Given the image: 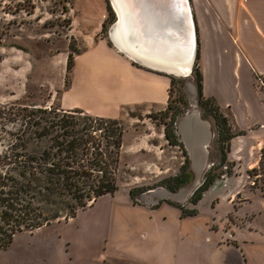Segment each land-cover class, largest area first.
Listing matches in <instances>:
<instances>
[{
	"label": "rangeland",
	"instance_id": "rangeland-1",
	"mask_svg": "<svg viewBox=\"0 0 264 264\" xmlns=\"http://www.w3.org/2000/svg\"><path fill=\"white\" fill-rule=\"evenodd\" d=\"M189 2L198 42L194 4L191 0ZM88 15L99 17L94 19ZM115 21L116 14L109 0H0V154L10 149L17 135L28 130L21 120L25 110L63 109V93L75 80L79 56L93 50L99 43L108 46L109 52H117L110 36ZM254 27L252 24L242 26L239 46L225 35L231 44L229 50L239 51L243 40H252ZM221 28L223 31L227 29L225 26ZM69 56L72 61L68 70ZM193 61L192 73L188 77L165 73L173 84L166 105L105 107L102 117L118 120L124 129L116 170L117 192L99 199L74 219L55 222L41 231L17 235L12 245L0 252V264H51V253L60 250L63 241L70 243L76 259H81L87 256L82 251L85 249L82 234L95 236L96 248L92 258L99 262L104 257L106 264H206L208 249L196 251L193 236L187 235L192 221L185 225L181 239L176 218L171 217L166 226L160 228V220H151L147 224L143 215L131 208L132 205L158 206L160 197L167 196L163 191L176 193L178 200H190L188 189L195 186L197 180L176 192L167 187L169 180L181 175L183 167L192 171L179 129L182 119L189 115L197 114L211 128L207 169L199 174L195 191L212 165L217 167L212 174L222 175L215 184H221L222 179L229 177L227 172L231 171L230 176L235 174V166L230 162L220 167L215 121L203 117L196 86L197 51ZM261 81L257 79L256 85L263 92ZM204 99L207 98L204 96ZM220 113L231 131L236 133L229 112L220 108ZM166 134L174 137L177 146L169 143ZM252 173L249 174L250 186L264 189V157ZM131 191L135 194L134 199L130 196ZM207 201L205 199L203 206ZM144 231L147 237L143 236ZM153 242L160 245L159 249L152 250ZM58 262L62 260L58 259Z\"/></svg>",
	"mask_w": 264,
	"mask_h": 264
},
{
	"label": "crops",
	"instance_id": "crops-1",
	"mask_svg": "<svg viewBox=\"0 0 264 264\" xmlns=\"http://www.w3.org/2000/svg\"><path fill=\"white\" fill-rule=\"evenodd\" d=\"M191 1L197 20L203 94L227 110L234 131L242 132L230 141L227 154V161L235 166V174L222 179L221 184H214L196 205L190 204L189 199L178 200L176 193L163 191L167 196L160 197L158 206L131 208L140 212L147 224L160 220V228L171 217L176 218L181 239L185 225L194 222L190 223L187 235L193 236L196 251L208 249L206 264H264V189L250 186L248 174L260 166L264 150V91L256 85L257 79L264 80V0ZM98 15L88 16L98 19ZM250 24L255 26L253 39L243 40L239 51L229 50L227 37L239 46L241 28ZM221 26L227 29L223 31ZM109 50L99 43L77 58L75 80L63 93V110L84 109L90 115L102 117L106 106L167 104L171 80L165 72L135 62L118 48L117 52ZM182 120L179 129L188 151L192 180L198 181L201 175L197 174V163L203 167L202 171L207 169L209 156L204 151L211 144V128L197 114ZM197 181L188 189L190 199L198 187ZM205 199L208 203L203 206ZM168 202L195 209L198 214L182 218L181 211ZM146 233L143 232L144 237ZM82 240L85 247L82 251L87 256L76 259L75 249L63 241L61 249L51 253V264H106L104 257L99 262L92 258L95 236L82 234ZM151 247L156 250L160 245L153 242Z\"/></svg>",
	"mask_w": 264,
	"mask_h": 264
},
{
	"label": "trees",
	"instance_id": "trees-1",
	"mask_svg": "<svg viewBox=\"0 0 264 264\" xmlns=\"http://www.w3.org/2000/svg\"><path fill=\"white\" fill-rule=\"evenodd\" d=\"M197 47L199 59V44ZM71 61L69 56L68 70ZM194 72L203 117L215 121L220 167L225 166L230 141L242 132L231 131L216 100H202L203 79L199 65ZM172 89L171 83L170 93ZM21 116L28 130L17 135L18 143L15 140L10 149L0 154V252L6 251L17 235L74 219L80 211L118 190L116 170L124 133L118 120L91 116L80 109L59 108L25 110ZM166 136L171 145L177 146L173 136ZM214 167L205 174L190 204H198L222 176L212 174L217 169ZM192 179V171L183 167L181 175L169 180L167 187L176 192ZM130 196L135 198L133 191ZM169 204L181 211L182 218L198 214L195 209Z\"/></svg>",
	"mask_w": 264,
	"mask_h": 264
},
{
	"label": "bare ground",
	"instance_id": "bare-ground-1",
	"mask_svg": "<svg viewBox=\"0 0 264 264\" xmlns=\"http://www.w3.org/2000/svg\"><path fill=\"white\" fill-rule=\"evenodd\" d=\"M169 1L173 2L168 6L170 12L161 13L159 7H167ZM169 1L111 0L119 20L111 28L110 36L115 47L135 62L174 77H183L192 73V60L198 48L197 34L194 36L188 28L181 12L182 0L179 11H172L176 7L173 0ZM185 8L187 13H192L191 6L185 4ZM199 165H196L198 175L203 169Z\"/></svg>",
	"mask_w": 264,
	"mask_h": 264
},
{
	"label": "water",
	"instance_id": "water-1",
	"mask_svg": "<svg viewBox=\"0 0 264 264\" xmlns=\"http://www.w3.org/2000/svg\"><path fill=\"white\" fill-rule=\"evenodd\" d=\"M163 0H160V2H162ZM169 1V0H168ZM174 1V5L173 6H175L176 7V9H172V11H175V10H177V11H179L180 10V5H181V3H180V0H177L178 2H176V0H173ZM109 2H110V4H111V6H112V8H113V10H114V6H113V4H112V2H111V0H109ZM170 1H169V3H168V5H167V7H162L161 5V7H159L160 8V11H161V13L162 12H170V11H168V6H170ZM180 3V4H179ZM182 3L184 4V6H182L181 7V12L185 15V21H186V23H187V25H188V28L189 29H192V31H193V33H194V36H196V34H197V32H196V29H195V19H194V15H193V13H191V11H188L189 13H187V11H186V8H185V4L187 5V7H189L188 5L190 4V2H189V0H182ZM189 3V4H188ZM171 4H173V2L171 3ZM164 8H167V10H165ZM115 12V11H114ZM115 14H116V12H115ZM163 16L164 15H162V19H163ZM118 20H119V18H118V15L116 14V21H115V23L112 25V27L118 22ZM164 20V19H163ZM169 21V20H168ZM111 27V28H112ZM197 38V37H196ZM196 50V49H195ZM193 61V60H192ZM193 64V63H192ZM191 67H192V65H191ZM189 76V72H188V74L186 75V76H184V77H188ZM205 152V156L207 155V150H205L204 151ZM209 166V165H208ZM198 174V173H197Z\"/></svg>",
	"mask_w": 264,
	"mask_h": 264
},
{
	"label": "clouds",
	"instance_id": "clouds-1",
	"mask_svg": "<svg viewBox=\"0 0 264 264\" xmlns=\"http://www.w3.org/2000/svg\"><path fill=\"white\" fill-rule=\"evenodd\" d=\"M213 166V165H212ZM208 167H210V166H208Z\"/></svg>",
	"mask_w": 264,
	"mask_h": 264
},
{
	"label": "built area",
	"instance_id": "built-area-1",
	"mask_svg": "<svg viewBox=\"0 0 264 264\" xmlns=\"http://www.w3.org/2000/svg\"><path fill=\"white\" fill-rule=\"evenodd\" d=\"M231 237V236H230Z\"/></svg>",
	"mask_w": 264,
	"mask_h": 264
}]
</instances>
